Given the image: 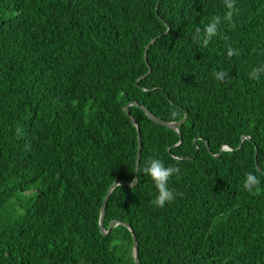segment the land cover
I'll return each instance as SVG.
<instances>
[{
    "label": "trees",
    "instance_id": "1",
    "mask_svg": "<svg viewBox=\"0 0 264 264\" xmlns=\"http://www.w3.org/2000/svg\"><path fill=\"white\" fill-rule=\"evenodd\" d=\"M228 11L225 0H0V264H135L130 232L98 225L109 187L135 175L132 102L185 121L179 137L129 107L138 181L112 191L104 228L129 224L140 264H264V184L243 187L264 175V72L250 78L264 67V0ZM217 16L205 47L196 29ZM149 158L180 168L163 208Z\"/></svg>",
    "mask_w": 264,
    "mask_h": 264
},
{
    "label": "clouds",
    "instance_id": "2",
    "mask_svg": "<svg viewBox=\"0 0 264 264\" xmlns=\"http://www.w3.org/2000/svg\"><path fill=\"white\" fill-rule=\"evenodd\" d=\"M225 5L229 11L224 17L225 20H231L233 16V10L235 7V0H225ZM220 24V17H214L211 22H209L201 31L197 28L196 32L199 34L197 39H199L203 46H207L210 41L217 35V29ZM228 55H233V50L229 49ZM264 72V67L254 69L250 73V78L259 80L260 73ZM223 72L217 74L218 79L222 78ZM180 171L179 166H165L161 159L149 158L147 161L144 172L148 175L157 190L156 199L153 201L155 205L163 208L166 203H170L174 199V192L169 188L170 178ZM264 184V175L258 173L249 172L246 174L243 187L249 192H259L261 190V185Z\"/></svg>",
    "mask_w": 264,
    "mask_h": 264
},
{
    "label": "water",
    "instance_id": "3",
    "mask_svg": "<svg viewBox=\"0 0 264 264\" xmlns=\"http://www.w3.org/2000/svg\"><path fill=\"white\" fill-rule=\"evenodd\" d=\"M168 32V31H167ZM166 32V33H167ZM155 40V39H154ZM154 40H152L151 42H153ZM151 42L149 43V45L151 44ZM149 45L145 48V51H144V60H145V63L147 64V61H146V55H147V50H148V47ZM149 71H150V68H149ZM146 76H143L141 78H145ZM130 106H135V107H138L139 109H141L144 114L146 115V117L148 119H150L151 121H153L154 123H156L157 125H160L162 127H165V128H168V129H171L173 131H175L177 133V135L180 137V132L178 130V127L184 123L185 121V117L179 121V122H166L158 117H156L155 115H153L151 112L147 111L146 109H144L142 106H139L136 102H132V103H129L124 111H125V114L126 116L129 117V120L130 122L135 126L136 130H137V154H136V165H135V175H134V178H133V181L131 183L127 182V181H124V180H117L115 181L114 183H112V185L109 187L104 199H103V202H102V206H101V209H100V215H99V222H98V225H99V230L100 232L103 234V235H107L110 233V231L117 227L118 225H121V226H124L131 234L132 236V245H133V259H134V263L135 264H140V261H139V251H138V242H137V239H136V236H135V233L133 231V229L131 228V226L129 224H126L124 222H120V221H111L108 225V227L105 229L104 228V223H103V220H104V215H105V209H106V206H107V202L110 198V195L112 193V191L117 187V186H126V187H130V188H133L136 186L137 184V181H138V178H137V172H138V165H139V161H140V151H141V141H140V131H139V128H138V125L136 124L135 122V119H133L130 114H129V107ZM181 142V139L179 140V143ZM207 145V144H206ZM224 150H230L229 148H225Z\"/></svg>",
    "mask_w": 264,
    "mask_h": 264
}]
</instances>
